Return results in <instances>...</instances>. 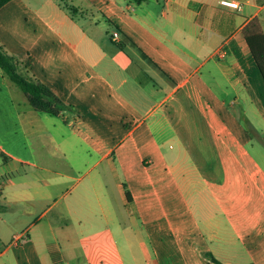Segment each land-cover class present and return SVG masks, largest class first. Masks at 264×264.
<instances>
[{
    "label": "crops",
    "instance_id": "obj_1",
    "mask_svg": "<svg viewBox=\"0 0 264 264\" xmlns=\"http://www.w3.org/2000/svg\"><path fill=\"white\" fill-rule=\"evenodd\" d=\"M235 1L0 7L1 43L71 105L19 108L0 67V264H264V78L244 34L264 0Z\"/></svg>",
    "mask_w": 264,
    "mask_h": 264
},
{
    "label": "trees",
    "instance_id": "obj_2",
    "mask_svg": "<svg viewBox=\"0 0 264 264\" xmlns=\"http://www.w3.org/2000/svg\"><path fill=\"white\" fill-rule=\"evenodd\" d=\"M8 1L0 0V7ZM134 1L141 3L144 0ZM244 34L264 78V31L258 18H254L248 23L244 29ZM0 67L4 70L9 80L20 86L27 96L30 106L35 110L47 112L52 115H62L66 110L71 108V105L64 102L48 85L33 76L30 69L14 54L10 53L1 41ZM127 195L131 197L128 189ZM2 209L3 206L0 204V210ZM207 256L218 264H226L212 253H207Z\"/></svg>",
    "mask_w": 264,
    "mask_h": 264
},
{
    "label": "rangeland",
    "instance_id": "obj_3",
    "mask_svg": "<svg viewBox=\"0 0 264 264\" xmlns=\"http://www.w3.org/2000/svg\"><path fill=\"white\" fill-rule=\"evenodd\" d=\"M82 1H85V0H75L74 1V3H73V1L72 0H64V4H65V2H67L68 4H69V6H71V5H75V6H78V5H80L81 4V2ZM35 2H37V1H35ZM9 80V79H8ZM9 87H10V85H11V87L12 88H10L11 89V91L12 92H10V93H13V95H15L16 97H17V99H16V104H17V106H19V108H25L26 106H30V104H29V102H27V100H26V96H25V93H24V91L20 88V86L19 85H17L15 82H13V81H11V80H9ZM6 93H3V95H5ZM1 96H2V94H1ZM0 96V97H1ZM17 100H18V102H17ZM242 115V117H243V121H244V124H246V126H248V128H249V120H247L246 118H245V114H241ZM4 141H5V138H2ZM72 257H75V254H70ZM68 256L66 255L65 256V260H66V258H67ZM69 258V257H68ZM70 260H73L72 258L70 259ZM60 264H62V262H60Z\"/></svg>",
    "mask_w": 264,
    "mask_h": 264
},
{
    "label": "built area",
    "instance_id": "obj_4",
    "mask_svg": "<svg viewBox=\"0 0 264 264\" xmlns=\"http://www.w3.org/2000/svg\"><path fill=\"white\" fill-rule=\"evenodd\" d=\"M222 4H225V5H228L230 7H234V8H239V9L241 8V4L235 0H222ZM118 36H119V32L115 31L113 33V37L118 38ZM67 264H71V263H67Z\"/></svg>",
    "mask_w": 264,
    "mask_h": 264
}]
</instances>
